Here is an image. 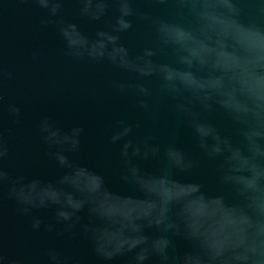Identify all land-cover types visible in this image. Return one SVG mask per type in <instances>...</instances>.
Returning a JSON list of instances; mask_svg holds the SVG:
<instances>
[{"label": "clouds", "instance_id": "obj_1", "mask_svg": "<svg viewBox=\"0 0 264 264\" xmlns=\"http://www.w3.org/2000/svg\"><path fill=\"white\" fill-rule=\"evenodd\" d=\"M165 5L169 0H148ZM208 0H175L183 8L191 3ZM42 13V28H53L63 46L64 55L77 61H107L139 77L159 79L158 97L173 108L176 118L189 130L196 149L206 159L219 161V178L234 193L235 200L223 195H210L203 184L194 179L200 160L176 142L161 144L151 134L132 136L140 124L118 119L106 130L107 142L120 145L119 178L123 185L138 195H122L133 200L156 201L154 193L143 187L146 180L162 181L168 186H189L201 199L218 200L232 217V223L216 234L196 230L185 215V204H165L162 209L136 222V230L125 232L119 240L104 236L107 227L95 201L87 190L77 186L74 178L87 173L93 185L109 188L106 175L77 157L81 152L84 127L74 124L63 127L51 115L42 116L37 123L39 141L47 158L56 169L51 178L13 173L8 162L12 152L0 124V240L3 238V209L6 202L14 204L15 213L27 219L33 233L54 234L82 240L88 247L93 264H264V34L255 28L223 31L220 45L238 63L230 86L224 81L219 87L206 88L202 77L193 71H180L168 64H156V52L144 48L131 56L121 42L137 24L149 23L161 45L170 47L181 65L189 69L193 60L200 68L207 61L195 53L205 46L193 30L159 19L136 7L138 0H31ZM75 5L79 20L93 26L85 31L77 20L65 15V6ZM195 11V8H193ZM200 21L207 16L198 13ZM203 32V28H201ZM38 53H33V59ZM120 94L132 91L135 106L144 112L151 110L147 98L153 91L143 84L119 83ZM228 96V102L222 98ZM0 92V106L4 104ZM223 109L234 129L235 142L205 118L213 104ZM7 114L20 123L22 110L15 104L7 106ZM123 141L121 144L120 142ZM153 166L154 170L145 167ZM58 193L50 198L37 190ZM185 243L178 251L176 241ZM47 264H84L73 254L57 247L46 252ZM5 264H22L0 253Z\"/></svg>", "mask_w": 264, "mask_h": 264}, {"label": "water", "instance_id": "obj_2", "mask_svg": "<svg viewBox=\"0 0 264 264\" xmlns=\"http://www.w3.org/2000/svg\"><path fill=\"white\" fill-rule=\"evenodd\" d=\"M136 7L159 19L193 30L197 40L205 44L201 49L196 44L192 45L197 51L195 55L207 63L200 68L191 55L181 53L193 60V67L189 69L179 64L174 51L160 44L149 23L137 24L122 37L121 42L129 49L130 55L136 56L144 48H151L156 52L152 57L154 63L168 64L180 71H193L202 77L206 88L219 87L223 81L226 87L230 86V78L238 68L237 61L220 45V33L235 32L243 27L255 28L264 34V0H208L195 5L189 3L183 8L175 0H169L165 5L138 0ZM198 13H204L207 19L200 21ZM65 15L77 20L85 31L93 30L92 25L76 16L73 3L65 6ZM42 17L43 13L31 0H0V92L5 97L3 106H0V124L11 147L10 170L45 179L56 174L52 162L42 150L37 130L39 119L51 115L63 127L74 124L84 127L82 149L77 158L106 175L109 188L93 185L87 173L77 175L74 182L86 189L97 204L107 225L103 233L107 238H123L126 231L136 230L138 220L152 216L165 204L175 202L185 204L186 218L196 230L216 234L230 225L232 217L223 203L196 197L193 187L168 186L162 181L146 180L143 187L156 195V201L122 196L138 193L120 181V145L107 142L106 130L118 119L140 124L129 138L151 134L161 144L176 142L200 160L194 179L202 183L210 195L236 199L235 193L220 181L219 161L206 159L199 153L189 130L176 118L172 106L158 97V77H139L106 60L81 62L66 57L55 30L41 27ZM33 53H38L35 59ZM119 83L143 84L151 89L154 95L147 98L151 110L144 112L137 108L132 91L120 94L115 87ZM222 98L228 102V96ZM9 104L21 108L20 123L8 116ZM204 115L223 136L231 137L234 142L238 139L231 121L218 104L214 103L213 111ZM144 166L154 170L150 164ZM117 192L122 195L115 194ZM36 194L45 198L58 195L39 189ZM50 247L73 254L84 264H93V257L82 240L58 238L44 232L33 233L27 219L15 213L14 204L6 202L0 253L22 264H47L46 252ZM176 247L183 251L185 243L177 240ZM0 264L5 262L0 261Z\"/></svg>", "mask_w": 264, "mask_h": 264}]
</instances>
